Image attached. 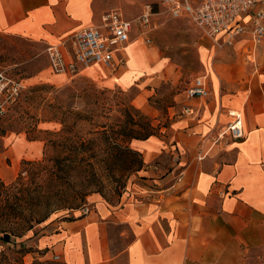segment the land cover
<instances>
[{"label": "crops", "instance_id": "obj_1", "mask_svg": "<svg viewBox=\"0 0 264 264\" xmlns=\"http://www.w3.org/2000/svg\"><path fill=\"white\" fill-rule=\"evenodd\" d=\"M113 6L104 0H0V35L54 45L77 30L100 25ZM138 31L133 25L122 52L126 66L116 80L123 88L139 82L141 97L155 83L150 78L162 62L144 46L141 32L132 41ZM202 38L197 56L210 96L189 99L185 94L168 128L129 143L143 165L114 203L96 199L88 214L79 211L35 241L24 240L25 247L30 242L36 247L38 259L57 256V264H264V40L253 46L244 35L218 49ZM135 107L145 111L144 105ZM230 114L240 115V140L220 136L235 120ZM3 141L0 178L8 184L21 162L41 157L43 146L23 134L6 135ZM23 259L31 264V255Z\"/></svg>", "mask_w": 264, "mask_h": 264}, {"label": "rangeland", "instance_id": "obj_2", "mask_svg": "<svg viewBox=\"0 0 264 264\" xmlns=\"http://www.w3.org/2000/svg\"><path fill=\"white\" fill-rule=\"evenodd\" d=\"M159 1L104 0L129 19L146 6L155 14L152 30L142 43L155 51L162 66L150 78L155 83L141 97L139 82L129 88L117 83L126 63L115 71L97 65L71 77L57 75L49 68L47 46L0 35V152L6 135L23 134L43 146L41 157L21 162L16 178L5 184L9 187L17 181L18 185L0 195V200L8 201L0 211V234L6 232L14 242L11 246L0 243L4 246L0 264H23L27 254L31 264H57L38 259L36 247L31 242L25 247L23 241H35L41 232L74 218L96 199L114 203L126 191L135 173L127 166L139 158L122 150H129L131 138L114 134L106 139L97 132L119 130L124 123L126 132L142 130L130 123V117L137 120L130 107L144 105V112L137 109L141 122L151 126L154 134L168 128L177 116L191 81L200 76L197 49L203 35L187 20L168 18ZM139 32L132 41L140 37ZM57 119H65L72 127V146L79 147L82 140L81 161L64 149L59 136L63 125ZM6 162L10 167V161ZM12 194L20 197L13 199Z\"/></svg>", "mask_w": 264, "mask_h": 264}, {"label": "built area", "instance_id": "obj_3", "mask_svg": "<svg viewBox=\"0 0 264 264\" xmlns=\"http://www.w3.org/2000/svg\"><path fill=\"white\" fill-rule=\"evenodd\" d=\"M159 3L168 18L186 19L218 49L231 47L244 35L250 37L253 46L264 40V0H160ZM154 15L149 6L132 21L118 10L109 12L100 25L77 30L57 44L48 45L45 54L49 68L54 74L67 77L97 65L111 71L121 68L125 64L122 52L130 43L132 26L138 27L145 38L152 30ZM186 96L207 99L210 90L206 78L194 77ZM230 115L235 120L222 128L220 136L240 140L243 137L240 115ZM90 211V206H84L80 212L84 215ZM52 260L57 261L58 257L53 256Z\"/></svg>", "mask_w": 264, "mask_h": 264}, {"label": "trees", "instance_id": "obj_4", "mask_svg": "<svg viewBox=\"0 0 264 264\" xmlns=\"http://www.w3.org/2000/svg\"><path fill=\"white\" fill-rule=\"evenodd\" d=\"M130 109L134 113L133 116L137 117V120H135L132 117H130V123L132 124V126H138L142 130L130 128V130H128V132H126V130H125L126 129V125L124 123V124L118 126L119 130H114V129L111 128V129H109V131H107V130L104 129V130H102L100 132H97L98 135L108 139V138H111V135L119 134L122 137L131 138V141L132 140H145V139H147V138H149L151 136H155L156 134L151 132V129H152L151 126L146 125V124L145 125L142 124V122H141L142 121V116L140 115L139 110H137V109H135L133 107H130ZM57 121H59L63 125V129H62V131H61L59 136L61 137V139L64 142L63 143L64 149L66 150L67 153H70L74 157L75 160L78 159V161H81L82 158H78V156L81 153V152H79V150L82 149V147H83L82 140L79 139V143H80L79 147L72 146V144H70V143H73V138L75 137V136L71 135L72 127L67 124L65 119H61V120L57 119ZM140 131H143V132H140ZM128 149L129 150H127L125 148L124 149L122 148L123 152H127V153L129 152V153H131V154H133V155H135V156H137L139 158H138L137 162L135 161L136 163H133V164L129 163L130 165L128 164L127 169L131 170V171H134V172L139 171L142 168V165H143V162H142V159H141V155H140V153H138V152H136V151H134V150H132L130 148H128ZM40 165H41V163L34 164V166H38V167ZM18 180H20V179L18 178ZM15 185H18L17 181H16V184L13 183L9 187H7V186H5L3 181L0 179V195H1V193L3 191L5 192L6 190H9L10 188L15 187ZM19 190L20 189H18V192H19ZM16 195L17 194H15V195L12 194V198L13 199H17L18 197H20V196H16ZM7 203H8V201L5 200V199L4 200H0V211L6 209ZM9 239H10V236L6 232L0 234V242H3V243L5 242L6 243V242L9 241Z\"/></svg>", "mask_w": 264, "mask_h": 264}]
</instances>
